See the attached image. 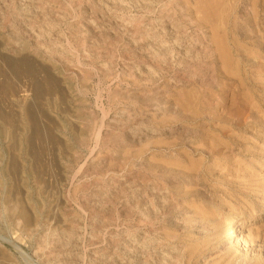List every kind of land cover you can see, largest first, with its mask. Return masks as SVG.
Listing matches in <instances>:
<instances>
[{
	"label": "rangeland",
	"instance_id": "1",
	"mask_svg": "<svg viewBox=\"0 0 264 264\" xmlns=\"http://www.w3.org/2000/svg\"><path fill=\"white\" fill-rule=\"evenodd\" d=\"M194 1L0 0V36L53 63L64 79L45 115L34 111L40 140L62 138L67 149L49 161L47 177L41 162L25 159L20 203L38 218L30 231L9 215L13 196L0 186L2 261L30 264L25 252L38 264H264L263 6L254 14L242 0L231 13L244 44L240 76L223 78L209 120L196 115L195 95L184 99L198 91L199 59L212 44L204 10L212 0ZM196 207L214 213V228L197 219ZM229 218L234 241L224 235Z\"/></svg>",
	"mask_w": 264,
	"mask_h": 264
},
{
	"label": "bare ground",
	"instance_id": "2",
	"mask_svg": "<svg viewBox=\"0 0 264 264\" xmlns=\"http://www.w3.org/2000/svg\"><path fill=\"white\" fill-rule=\"evenodd\" d=\"M195 1L197 2V0H195ZM195 1L193 3L194 4L193 7H197V3L200 2V0H199L195 4ZM240 1H242V0H212V4L207 5L205 3L208 6L207 8H205V6H206L205 4H203V6H201V4L204 2V0H203L202 3L200 4V6L201 7H204L205 9L204 8H201L200 11L203 10V9L204 10H207L208 9L207 11H208V13L210 15L206 14L205 17L207 15L208 16H211L212 17V23H211V19H210L211 17H208V18H206V19L203 20L202 16H203L204 10L202 11L203 13L202 12H199L197 10V8L195 9L196 12L194 11V13L196 15H197V12H198V15H200L202 13L201 14L202 16H200L201 18L199 17V18H196V19H198V20H200L202 22L204 21L203 24H206V22H209V21H205V20L210 19L211 25L210 24L209 25H210V28L211 29L210 28L209 29H210V36L211 37L209 39H211L210 41L212 43L211 46H209V47H207L206 49L203 50V53L201 55V58L199 59V63H198V66H199V68H198V76H197L196 81H195V83L197 84L198 91L197 92L196 91H193V92H195V94H194L192 91L186 93V91L184 90L185 93H186V95L189 94V93H192L193 95L196 96L195 99H194V97L192 98L194 101H190L191 100V97L190 96H193V95H190V94L188 95V97L185 96L184 99L188 98V99H190L189 100L190 103L193 102V107L196 109V112L195 113H196V115L198 117H202V116L205 115L207 117V119L213 120L214 115L217 112L215 110L211 109L208 106V102L210 100V97H215V96H213V93L216 92L217 90H220V89L224 88V83H223L224 80H223V78L225 76L228 77L229 79L230 78H233V77L237 79V77H235V76L237 74H239V72H240V61L243 58V56H241V55L244 54L243 53V47L242 46L244 44L242 45V43H240V40L238 39L237 34H236V30H237V27H238V21H237V19H232L231 18V13L234 10V7ZM246 1H250V11L252 13H254V14L257 13L256 12V8H257V3H259V2L262 3L263 11H264V0H246ZM187 4H188V2H187ZM239 34L240 33L238 32V35ZM240 36H241V34H240ZM12 45L13 44H11L8 41V39H5V38H3V37L0 36V142H2L0 144V155L3 152L5 154V156H6L4 158L6 166H5V168H3V170L0 169V186H4L6 188V190H8V193H9L10 197L13 196L12 200H9L7 202V208L6 209L9 212V215L11 217L14 216V215H16L17 218L18 217L20 218V220L22 218L25 220L24 223L22 222V224H24V225L27 224V225L24 226L25 227L24 228V231L26 233V231H30L32 229V228L31 229L29 228L30 227V224H32L34 226H36L38 224V218H37V215H36L37 213H36L35 207H33L32 205H28L27 206L26 203H25L26 207L28 208V209H26L20 203L23 200L21 198L23 197V195H25V192H26L25 191V188L23 187V173H24V169H25V166H26V163H27V161L25 160L26 157H30V156L34 157L35 158L34 159L35 161H32V159H31V162L34 163V164H37L38 165V163L41 162L42 166H44V169H42V170H45V175L47 177V176H50V170H49V166H48L49 161L52 160V159L54 161L55 160L58 161V159H59L60 155L62 154V152H64V153L67 152V149H64L63 150L62 148H60L59 142L61 140H62L61 142H63V139L62 138H61V140L59 139L60 137L57 138V139L60 140V141H58V143H55L52 140V139H54V137H52V136H50V138L52 137L51 140L53 142L51 140H49V142H51V144H48L47 142H45L48 137H45L46 138V139H44L45 141L44 140H40V138L38 136V130H37L40 127L36 126V125H38V124H36V120L38 118L37 115L39 116V114L42 113L43 111H44L43 112V115H45L44 113H45V110L47 109V105H48L47 103L48 102H51L52 100L55 101V99H56L55 96L56 95H57V98H58V94L56 92L60 93L61 90H64L65 91V88L66 87L63 84L64 79L59 78L54 73V65H53V63L44 61L43 59H41L39 57V55L37 53L28 50L24 46L21 47V48L20 47H18V48L15 47L16 48L15 49V48H13ZM258 61H260V60H258ZM180 62H181V60H180ZM256 71H258V70H256ZM238 76H240V74ZM83 81H81V82H83ZM83 83H85V82H83ZM54 84H56V85H54ZM55 87L56 88L58 87L57 88V91L55 90L56 89ZM190 89H191V87H190ZM225 89H227V88H225ZM191 90H193V89H191ZM182 91H183V89H182ZM233 92H235V91H232V93ZM64 93L67 94V92H64ZM230 93H231V91H230ZM182 94H184V93H182ZM30 96H31V98H30ZM63 97H65V96H63ZM236 97L238 98V96H236ZM181 100H182V98H181ZM15 101H18L21 105L20 106H17L16 104H14ZM248 101H247V103H248ZM179 102L180 101H178V103ZM186 102H187V99H186ZM190 103H188V104L190 105ZM225 103H226V100H225ZM22 105H24V107H22ZM177 105H182V103L177 104ZM185 105L187 106V104H185ZM191 105H192V103H191ZM183 106H181V108ZM186 106H184V108ZM225 106H226V104H225ZM34 108H37L36 109V112L38 110V111H40V113L39 114H37L38 112L35 113ZM184 108L182 110L185 112V110L187 108L185 110H184ZM190 108H192V107H190ZM225 108L227 110V107H225ZM229 109L230 108L228 107V110L227 111L225 110L226 112L223 111V113H227L229 111ZM219 110L220 109H218V111ZM230 110L232 111V109H230ZM183 111H182V113H183ZM186 111H187V113H189L188 112L189 111L188 109ZM191 111H190V113H191ZM63 113H64V111H63ZM228 114H227V117H228ZM231 114H230V116L232 117ZM46 115H48V114L46 113ZM188 115L190 116V114H188ZM191 115H193V113ZM245 116L246 115H244V117ZM41 117H42V115H41ZM215 117H222V115L219 114V115H217ZM45 119L43 118L42 120L44 122L43 121H41V122H43L46 125H48L47 127H49L51 129V127H50V122L51 121H49L50 119L49 120L48 119L45 120ZM191 120H192V118H191ZM231 121H233V119H231ZM55 123H53V124H55ZM40 125L41 124H39V126ZM57 125H58V123H57ZM204 127H205V125H204ZM29 128L33 129L34 132L31 131L32 133L31 132L29 133V131H30ZM223 128L227 129L228 127L227 128L226 127H223ZM45 129H46V127H45ZM225 129L223 130V132L228 130V129L227 130H225ZM40 130L41 129H39V131ZM45 132L42 133V134L44 135ZM223 132H221V133H223ZM218 133H220V132L218 131ZM29 134H31V135H29ZM229 135H232V134L229 133ZM40 137H42V135ZM97 137H98V134H97ZM212 139H214V138H212ZM207 141H208V138H207ZM212 143H208L207 145H211ZM216 143L217 142H215V144ZM61 145H62V143H61ZM199 145H200V143H199ZM214 145H211V146H214ZM198 146H196V147H198ZM216 146L217 145H215L214 148H216ZM62 147H64V146L62 145ZM205 150L207 151V149H205ZM211 158L212 159L214 158V154H211ZM41 164H39V165H41ZM189 164H191V163H189ZM62 168H63L62 165L59 164V170L60 171L62 170ZM187 170H188V167H187ZM41 172H43V171H41ZM42 174H41V176H42ZM63 176L64 175H62V177ZM11 178L13 179V181H15L14 184L16 183L15 184V187L12 186L13 183H9V181L11 180ZM257 189H263L264 190V186H262V184H259L257 186ZM24 202H25V200H24ZM24 202H22V203L24 204ZM54 204H55V202H54ZM53 205H50V206H53ZM196 209L198 210L197 219H200V220L203 219V220H205L207 222V224L213 226V228H214V226H216L217 219L214 218V215H213L214 213L213 212L207 211L206 209H202L201 207H199V208L196 207ZM52 210H55V209H52ZM229 210H230V208H229ZM49 215H51V214H49ZM56 215H58V214H56ZM47 217H48V215H47ZM54 217L56 218V216H54ZM58 219H61V218L58 217ZM13 223H15V222H13ZM49 223H51V222H49ZM19 224H21V223H19ZM19 224L15 223L13 226L19 225ZM227 224H229V228H228L227 231L226 230L224 231V235L225 236L227 235L229 237V239H233V241H234L238 237V234H237V232H238L237 231V228L238 227L235 226V222H234V219L233 218H229V220H227ZM65 227H67V226L65 225ZM62 229H61L60 232H65ZM45 231L47 232L48 230H45ZM52 232H53V230H52ZM198 233H199V231H198ZM45 235L47 236V234H45ZM164 238H165V236H164ZM166 239H167V237H166ZM146 240H148V239H146ZM163 242H164V240H163ZM39 243H40V241H39ZM141 243H143V242L141 241ZM37 245L39 246L40 244H37ZM36 248H38V247H36ZM38 249L36 251H38ZM196 249H197V247H196ZM48 252H47V254H48ZM1 253H3V252H1ZM22 253L25 255L26 258H28L30 264H38V262L34 259V257L31 254H28V253H25V252H22ZM175 253H176V251H175ZM49 254H48V256H49ZM2 255L3 254H0V256H2ZM43 255H45V254H43ZM146 256H147V254H146ZM41 257H42V255H41ZM141 257H142V255H141ZM2 260L3 259L0 258V264H11V263H8L9 260H8V262L6 261L7 259L5 260L6 263L4 261H2ZM176 262L177 261H175L174 264ZM146 264H147V262H146ZM159 264H161V263H159ZM223 264H224V262H223Z\"/></svg>",
	"mask_w": 264,
	"mask_h": 264
}]
</instances>
